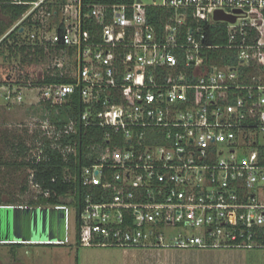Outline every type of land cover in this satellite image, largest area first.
Wrapping results in <instances>:
<instances>
[{"label": "built area", "instance_id": "2783aa9c", "mask_svg": "<svg viewBox=\"0 0 264 264\" xmlns=\"http://www.w3.org/2000/svg\"><path fill=\"white\" fill-rule=\"evenodd\" d=\"M149 1L84 12L83 0H11L30 9L10 32L32 15L40 27L29 40L70 60L53 71L71 82L39 88L41 100L78 95L82 103L77 121L47 132L67 162L71 202L83 191L74 242L264 249V0ZM150 9L164 11L159 24ZM218 12L236 21H217ZM22 89L7 87L8 104L23 103ZM78 126L102 136L85 147L77 172L80 145L62 140ZM11 207L29 206L0 205ZM49 207L67 210V239L40 243L69 244L68 205Z\"/></svg>", "mask_w": 264, "mask_h": 264}, {"label": "rangeland", "instance_id": "374dc122", "mask_svg": "<svg viewBox=\"0 0 264 264\" xmlns=\"http://www.w3.org/2000/svg\"><path fill=\"white\" fill-rule=\"evenodd\" d=\"M144 2L150 3L149 0ZM1 21L7 25L10 23V19L0 13ZM29 33L27 28L25 34ZM60 60L64 62L65 67H70L68 58L62 53L56 55L52 52L46 55L40 68L52 71ZM21 70L20 58L10 62L0 58L3 81L17 82ZM12 89L17 91L18 86H13ZM6 91V86L0 87V203L6 204L12 200L15 204L27 205L30 201H36L41 191L33 184V170L19 164L40 160L39 149L44 138L48 137L51 113L46 110V104L40 98L39 88H23L22 104H8L4 98ZM20 141H24L30 149L24 156L17 154L16 146ZM66 204L71 211L69 233L71 242L67 248L63 246L66 250L61 252L63 256H59L63 264H157L158 261H163L164 264H264V249L82 248L73 238L76 206L71 202V197L66 198ZM151 251L156 254V258L148 256ZM56 257L55 254L49 257L54 259L51 260V264H58Z\"/></svg>", "mask_w": 264, "mask_h": 264}, {"label": "trees", "instance_id": "16d2710c", "mask_svg": "<svg viewBox=\"0 0 264 264\" xmlns=\"http://www.w3.org/2000/svg\"><path fill=\"white\" fill-rule=\"evenodd\" d=\"M22 2L31 3L36 0H21ZM133 0H83L85 5L84 12L89 9L87 6L93 4H101L113 6L116 4L131 3ZM0 13L10 19V23L7 25L3 21L0 22V39L5 37L0 44V58H3L7 62L17 60L20 58L21 61V74L17 82H7L1 79L0 72V86L12 87L18 86V88H42L51 84H63L71 82V79L60 77L58 73L47 71L40 68L42 61L46 55L52 53L51 49L44 44L39 42L33 43L29 40V34L39 29L38 23H33L32 15L29 16L20 27L11 31V25L19 21L30 9L28 4H11V0H0ZM149 19L154 24H159L160 15L164 13L161 9H150ZM154 16V17H153ZM25 31H22V29ZM29 29L30 33L25 34L26 29ZM62 31V29L60 30ZM209 42L218 44H224L225 39L222 37L213 38L210 37ZM228 63V61H225ZM46 104V110L50 111V125L56 126L58 129H64L71 121H77L82 111V103L78 95L73 96L72 101L65 104H55L43 102ZM77 134H72L65 137L62 142L66 143H79V154L76 158L71 159V167L77 172L79 171L82 164L85 163L83 158V152L85 147L92 143V139L99 140L102 136L100 130L91 131L89 130L85 134L84 129L79 127ZM41 148L44 154L48 155L46 159L43 157L40 160H33L28 163H20L19 165H26L33 170V184L38 185L41 194L38 196L36 201H30L27 205L29 207H49V206H63L66 205V198L69 196L73 186H68L63 183L64 171L67 165L62 155L51 148L50 140L45 137L41 143ZM17 154L24 156L30 150L24 141H20L16 146ZM49 192L46 196L45 193ZM83 191L78 190L75 197L77 201H80ZM15 201H9L8 203H0V205H22L15 204Z\"/></svg>", "mask_w": 264, "mask_h": 264}, {"label": "water", "instance_id": "95a60500", "mask_svg": "<svg viewBox=\"0 0 264 264\" xmlns=\"http://www.w3.org/2000/svg\"><path fill=\"white\" fill-rule=\"evenodd\" d=\"M215 19L236 21L235 17L222 12H218ZM0 238L7 242L21 243L27 241L65 242L67 239V210L55 207L0 208Z\"/></svg>", "mask_w": 264, "mask_h": 264}, {"label": "crops", "instance_id": "0c3cea01", "mask_svg": "<svg viewBox=\"0 0 264 264\" xmlns=\"http://www.w3.org/2000/svg\"><path fill=\"white\" fill-rule=\"evenodd\" d=\"M3 240V238H0V241ZM67 245L68 244L48 245L36 241H27L24 243L9 241L8 244H0V264H51V260L54 261L53 258L49 259L52 254H55V256H57L55 259L56 263L63 264V260L59 258V256H63V253L61 252L66 250L65 247ZM50 246H54V248H50ZM154 252L151 251L148 256L156 258V254ZM66 260L65 261L67 263L68 257L66 258ZM157 264H164V262L158 261Z\"/></svg>", "mask_w": 264, "mask_h": 264}]
</instances>
